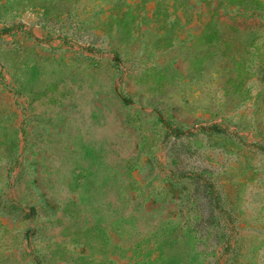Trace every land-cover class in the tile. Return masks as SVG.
<instances>
[{
	"label": "rangeland",
	"instance_id": "obj_1",
	"mask_svg": "<svg viewBox=\"0 0 264 264\" xmlns=\"http://www.w3.org/2000/svg\"><path fill=\"white\" fill-rule=\"evenodd\" d=\"M0 264H264V0H0Z\"/></svg>",
	"mask_w": 264,
	"mask_h": 264
}]
</instances>
